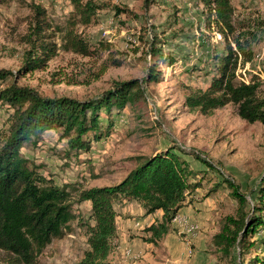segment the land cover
Returning <instances> with one entry per match:
<instances>
[{
  "label": "rangeland",
  "instance_id": "374dc122",
  "mask_svg": "<svg viewBox=\"0 0 264 264\" xmlns=\"http://www.w3.org/2000/svg\"><path fill=\"white\" fill-rule=\"evenodd\" d=\"M93 2L98 8L91 21L84 23L75 17L71 0H0V70L9 72L0 77V90L15 83L46 97L84 100L112 89L115 82L138 79L142 96L121 110L101 113L102 130L107 118L112 120V127L100 140L87 133L89 150L70 149L60 130L48 129L33 138L35 142L21 147L20 153L41 174L58 185H68L73 193V189L115 184L134 167L135 157L170 148L187 161L193 172L190 180L199 184L187 194L185 206L192 204V217L183 214L187 227L194 229L188 234L184 222L172 221L168 235L156 243L153 261L252 264V258L264 255L262 243L241 253L236 245L226 254L214 244L213 236L224 216L234 214L238 206L225 179L233 181L246 196V211L258 204L255 198L264 175V123L241 119L232 103L207 115L184 105L190 90L209 85L217 70L213 56L223 49L221 35L204 25V5L200 0ZM231 2L239 21L264 20V0ZM32 3L45 8L49 24L46 34L56 43V51L43 68L21 72L31 49L26 36ZM70 31L85 39L90 55L62 47ZM153 42L161 46L163 57L171 59L164 63L157 60L150 53ZM253 50V59L236 70L237 80H254L258 95L264 98V37ZM153 66L160 81L144 82ZM11 112L0 102V134L7 128ZM73 209L78 218L69 223L62 237L54 238L39 253L36 264H78L88 248L85 222L92 223L91 204L76 203ZM261 215L264 217V212ZM145 234L142 239L148 236ZM261 237L262 229L250 240ZM0 264H8L2 250Z\"/></svg>",
  "mask_w": 264,
  "mask_h": 264
},
{
  "label": "trees",
  "instance_id": "16d2710c",
  "mask_svg": "<svg viewBox=\"0 0 264 264\" xmlns=\"http://www.w3.org/2000/svg\"><path fill=\"white\" fill-rule=\"evenodd\" d=\"M205 7L204 25L215 29L223 38V49L213 57L217 70L205 89L190 90L184 97V105L190 111L207 115L213 110L232 103L238 116L248 123H264V98L257 93L258 83L237 80L236 70L254 57V45L263 40L264 20L256 18L245 23L235 17L231 0H200ZM75 17L90 22L98 8L93 0H71ZM149 4V0H145ZM32 18L26 42L30 45L28 57L21 72L43 68L56 51V43L46 32L49 24L46 10L39 4H31ZM119 12L120 9H117ZM63 48L82 55H90L89 45L80 35L69 32ZM150 53L162 63L163 49L153 42ZM154 66L149 68L144 82H158ZM8 71L0 70L4 78ZM142 96L138 79L115 82L112 89L90 98L79 100L68 96L46 97L27 86L10 84L0 90V102L12 112L7 128L0 134V250L5 252L8 264H36L37 256L54 239L64 235L69 223L78 218L73 206L89 201L91 210L85 222L87 245L78 264H111L108 256L117 237L114 204L121 199L138 201L146 214L161 210L155 222L143 228L149 233L143 241L156 244L165 236L179 210L187 203V194L198 187L190 177L193 172L187 161L168 148L150 156H137L135 164L117 183L69 190L68 185H58L45 177L20 153L21 147L37 139L48 129H58L67 138L70 149L89 150L87 133L93 140L107 136L112 120L106 119L101 128V113L121 110ZM198 157V156H196ZM212 167L208 161L201 159ZM231 196L238 206L234 214L222 219L219 231L213 236L214 244L229 254L238 245L240 253L264 245V238L250 240L259 230H264V175L257 190L258 204L245 210L246 196L238 186L225 179ZM252 264H264V255L250 260Z\"/></svg>",
  "mask_w": 264,
  "mask_h": 264
},
{
  "label": "crops",
  "instance_id": "0c3cea01",
  "mask_svg": "<svg viewBox=\"0 0 264 264\" xmlns=\"http://www.w3.org/2000/svg\"><path fill=\"white\" fill-rule=\"evenodd\" d=\"M191 205L182 207L178 212L183 218L185 217L186 222V216L183 214L189 218L192 217L190 214L192 212ZM114 209L116 211L117 237L108 256L109 262L111 264H156L152 254L157 248L156 244L143 241L141 236L146 234L141 230L159 219L162 214L161 210L146 214L138 201L134 199H123L121 203L114 204Z\"/></svg>",
  "mask_w": 264,
  "mask_h": 264
},
{
  "label": "built area",
  "instance_id": "2783aa9c",
  "mask_svg": "<svg viewBox=\"0 0 264 264\" xmlns=\"http://www.w3.org/2000/svg\"><path fill=\"white\" fill-rule=\"evenodd\" d=\"M175 220H179V221H181V222H184V226H185V228H187L185 231L187 232V233H190L194 228L192 227V225L190 226L189 225V227H187L188 226V224H187V222L185 221V219L180 215V214H178L177 216H176V218H175Z\"/></svg>",
  "mask_w": 264,
  "mask_h": 264
}]
</instances>
